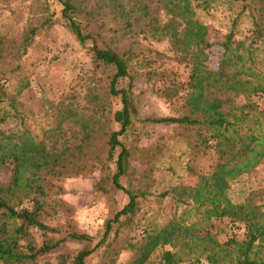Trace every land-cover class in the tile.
Masks as SVG:
<instances>
[{
  "label": "trees",
  "instance_id": "16d2710c",
  "mask_svg": "<svg viewBox=\"0 0 264 264\" xmlns=\"http://www.w3.org/2000/svg\"><path fill=\"white\" fill-rule=\"evenodd\" d=\"M148 1L153 0H97L99 9H107L106 18L124 35L142 24L141 33L168 40L190 67L186 83L166 78V72L160 74L169 79L160 91L162 97L183 100L185 112L179 117L148 118L143 122L194 128L198 132L199 153L205 154L211 148L214 155L207 173L197 175L191 184L159 195V199L171 198L174 206L171 218L160 227L146 229L136 243L122 241L121 248L134 252L130 264H147L154 256L160 257L159 264H264V205L252 197L236 203L229 195L232 183L251 174L264 162V110L252 101L253 96L264 97V0H155L165 12L166 21L152 13ZM59 2L67 28L81 45L91 42L95 67L108 79L105 97L120 102L119 109L108 112L119 130L107 125L106 107L99 102L103 95L95 91L92 94V100L98 104L95 113L86 115L70 105L58 110V129L67 122L79 129L72 132L73 143L50 149L45 141L34 136L24 117H19L6 86H0V128L13 117L21 122L17 131L0 129V171L10 169L12 173L9 183L0 185V261L3 264H37L39 258L68 240L87 245L73 257L61 256L60 264H87V259L102 248L103 257L110 258L114 264L112 259L119 249L114 241L109 242L110 236L115 229L119 233L134 221L140 199L148 196L141 188L123 184L135 172L131 165L134 149L121 140L139 118L131 74L135 55L130 50L121 55L112 47L98 44L91 29L95 21L93 9L76 5L74 0ZM224 3L238 4L240 8L228 33L222 34L197 19V10L207 11ZM49 9L43 5L40 12L30 17L18 49L19 57L54 24L55 15ZM247 12L253 30L250 37L240 40L236 33L237 21ZM5 41L0 36V46ZM216 49L220 50V59L211 68V56ZM156 74L148 72L149 77ZM231 96H244L247 101L235 105ZM99 111L104 115H99ZM98 136L104 139L101 145L96 143ZM90 161L97 162L103 171L96 190L103 194L122 191L129 202L107 222L105 233L96 244L94 237L77 232L60 240L50 238L49 233L56 230L41 220L49 205L50 179L79 176L87 169L85 163ZM27 202L32 207H27ZM225 220L243 225L244 237L219 241L212 231L217 222ZM32 229L44 235L39 247L31 241Z\"/></svg>",
  "mask_w": 264,
  "mask_h": 264
},
{
  "label": "rangeland",
  "instance_id": "374dc122",
  "mask_svg": "<svg viewBox=\"0 0 264 264\" xmlns=\"http://www.w3.org/2000/svg\"><path fill=\"white\" fill-rule=\"evenodd\" d=\"M74 3L93 9L95 21L91 29L94 30L98 44L112 47L121 55L128 50L135 55L131 74L134 76L133 92L139 118L127 137H121L128 148L134 149L131 165L135 172L125 178L123 184L125 187L141 188L148 192V196L140 199V209L134 221L125 225L119 233L115 229L109 239L119 249L118 255L112 259L114 264H130L134 252L122 249L121 242L136 243L146 229L165 224L171 218L174 206L170 197L159 199V195L191 184L197 175L207 173L213 162L214 151L208 148L205 154L199 153L198 132L194 128L143 122L148 118L179 117L185 112L183 100H168L160 92L169 79L186 83L190 76V67L169 41L157 40L141 33L142 24L124 35L119 27L106 18L107 9H99L97 0H74ZM147 3L153 14L163 21L167 20L165 12L155 0ZM43 5L49 6L51 14L55 15V22L36 38L34 45L23 57H19L18 49L29 19L40 12ZM239 10L238 4L229 6L224 3L207 11L197 10V19L226 34L232 28ZM251 30L252 20L247 12L237 21V38L243 40L250 37ZM0 36L6 40L0 46V86H6L7 94L15 102L17 114L24 117L26 126L38 140L45 141L50 149H60L73 143L72 132L79 128L67 122L58 129V110L70 105L86 115L95 113L93 111L98 109V104L92 100L95 91H101L103 95L99 102L106 107L107 125L119 130V126L111 122L108 112L119 109L120 102L105 97L108 79L95 67L90 52L91 42L81 45L67 28L62 20L59 0H0ZM219 59L220 50L216 49L211 56L210 67H216ZM148 63L149 67L145 65ZM149 71H155L156 76L149 77ZM161 72H166V78L169 79L163 78ZM25 85L28 87L17 95ZM231 98L235 105L247 101L244 96ZM252 101L260 110H264L263 96H253ZM229 107L227 105L226 108ZM98 114L104 115L100 111ZM20 123L13 117L0 129L17 131ZM101 140L104 141L98 136L96 143L101 145ZM85 166L87 169L79 176L52 178L49 181V205L41 220L56 230L55 233H49L50 238L60 240L77 232L94 237L96 244L102 239L107 222L129 202V197L122 191L110 194L97 191L95 186L103 171L95 161L85 163ZM11 174L10 169L1 170L0 185L8 184ZM229 195L236 203L252 197L264 205V162L251 174L232 183ZM26 204L29 208L33 205L28 202ZM212 232L223 242L233 237L242 239L245 228L225 220L217 222ZM31 235L32 243L39 247L44 240L43 233L32 229ZM86 245L85 242L68 240L55 251L39 258L37 264H60L61 256L73 257ZM102 250L90 256L87 264H111L110 258L103 257ZM159 263V256L147 262ZM0 264L3 263L0 261Z\"/></svg>",
  "mask_w": 264,
  "mask_h": 264
}]
</instances>
